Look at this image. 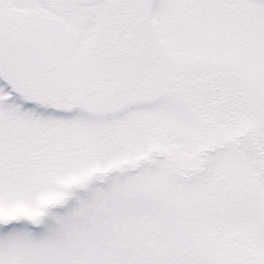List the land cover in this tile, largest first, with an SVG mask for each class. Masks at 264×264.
<instances>
[{
    "label": "snow or ice",
    "instance_id": "6c2138e0",
    "mask_svg": "<svg viewBox=\"0 0 264 264\" xmlns=\"http://www.w3.org/2000/svg\"><path fill=\"white\" fill-rule=\"evenodd\" d=\"M0 264H264V0H0Z\"/></svg>",
    "mask_w": 264,
    "mask_h": 264
}]
</instances>
